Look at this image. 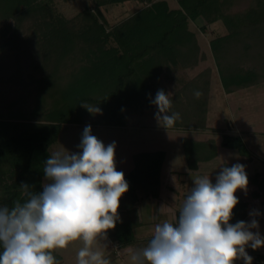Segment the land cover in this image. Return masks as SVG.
Returning <instances> with one entry per match:
<instances>
[{
	"label": "trees",
	"instance_id": "16d2710c",
	"mask_svg": "<svg viewBox=\"0 0 264 264\" xmlns=\"http://www.w3.org/2000/svg\"><path fill=\"white\" fill-rule=\"evenodd\" d=\"M125 2L146 6L112 31H107L100 24L99 16L104 18L101 8ZM232 2L177 0L179 8L171 9L166 0H98L95 6L97 14L88 9L84 16L86 26L74 32L69 31L68 21L55 13L53 0H0V21L16 18L14 34L19 42L8 46L5 35L11 26L1 29L0 90H5L6 98H0V173L16 175V183L12 187L14 193L8 201L10 206L13 201L24 199L21 183H28L34 190L42 191L45 180L43 164L50 155V148L58 142L63 125L124 128L129 116L144 115L147 110L153 109L150 100L154 99L161 84L177 80L178 68L196 66L200 50L195 33L189 29V21L203 19L207 25L223 21L228 29L227 35L210 42L220 81L227 93L257 85L263 73L260 75L248 64L238 67L240 63L233 56L238 54L242 63H246L251 56L252 46L247 43V37L252 38L253 28L264 24V0H259L257 9L229 14ZM31 21L36 27L46 25V46L55 54V63H58L50 70L47 65L41 64V60L37 62L26 52V49L33 48V42L20 34L24 22ZM81 48L86 50L84 65H80L71 81L57 86L61 84L56 78L61 61ZM232 49H235L233 56L230 53ZM224 53H229V57L223 59ZM194 90H199L201 95L196 97ZM202 91V84L196 82L180 92V96L184 93L188 95L186 104H181L177 95L170 97V111L179 112L181 118L168 129H206L207 101H204ZM31 99L33 107H36H32V111L29 107ZM82 104L98 105L101 111L91 113L87 110L86 115H95L94 120L79 118L86 112ZM40 110L43 112L39 113ZM70 113H73L72 116ZM235 140L241 141L226 135L222 145L228 146ZM204 146L197 143L193 146L195 149L185 146L184 150L187 156L190 148L197 154L209 152V147ZM215 153L212 146L209 155L212 157ZM135 158V172L140 168L150 176L144 184L142 182L143 191L157 198L165 153L149 152ZM148 169H152L150 173ZM262 180L257 185L264 195V176ZM239 201L232 223L246 219L248 204ZM138 204L125 206L120 203L124 211L119 213L121 220L108 233L119 248H129L137 243ZM54 255L59 264L61 257L56 252ZM262 259L264 256H259L257 264Z\"/></svg>",
	"mask_w": 264,
	"mask_h": 264
},
{
	"label": "clouds",
	"instance_id": "9594fccd",
	"mask_svg": "<svg viewBox=\"0 0 264 264\" xmlns=\"http://www.w3.org/2000/svg\"><path fill=\"white\" fill-rule=\"evenodd\" d=\"M171 95L159 89L150 100L166 128L181 118L170 111ZM82 105L91 113L101 111L98 105ZM78 147V152L50 153L43 164L47 182L42 191L21 183L23 201L0 203V264H58L55 250L74 241L82 242L77 264H110L94 244L121 220L120 202L129 183L117 169L115 141L106 145L86 125ZM220 169L215 182L212 175L193 179L178 221L155 225L147 246L132 254L136 264H253L247 249L264 248L255 218L259 213L250 221L231 222L240 202L237 192H246L249 184L246 167L237 162Z\"/></svg>",
	"mask_w": 264,
	"mask_h": 264
},
{
	"label": "rangeland",
	"instance_id": "374dc122",
	"mask_svg": "<svg viewBox=\"0 0 264 264\" xmlns=\"http://www.w3.org/2000/svg\"><path fill=\"white\" fill-rule=\"evenodd\" d=\"M53 1V6L55 7L56 11L55 13H59L61 16H63V18L66 19V21H68L69 31L79 32L82 30V28L86 26L84 16L85 12L88 9L92 10V12H95V14H97L95 6L98 0ZM166 1L169 3L171 9L179 8L177 0ZM258 4L259 0H233L232 7L229 10V14L245 13L249 10L257 9ZM145 6V4L138 2H125L118 5L109 4L101 8V11L104 14V18L99 16L100 24L103 25L107 31H112L117 25L133 16ZM16 21V18L3 22L0 21V31L1 29H3V27H7L6 25L11 26V29L5 35L7 45L10 47H12L15 43L19 44L18 37L14 34L16 28ZM26 22H24L23 28L21 29L22 34L20 35H22V37L25 35L30 42L32 41L33 48H28L26 49L27 51H24L28 52V55L31 54L32 56L29 57H34L37 62L38 60H41V64L47 65L50 70L52 68V65H58V63H55V54H53L46 46L47 42L46 39H44L46 25L36 27L33 25L32 21L28 23ZM189 29L195 33L198 40L200 50L199 61L196 66H192L186 69L184 66L183 68H178L177 80L172 81L170 83H165L166 85H168V91L172 94L170 97H174L176 95L179 96V101L181 102V104H186L188 98V95L186 93L180 96V92L182 89H184L185 86L190 87L192 83L196 82L202 84L203 99L205 102L207 101V131L197 130L195 134L191 133L189 135L194 136L195 139L199 137L200 140H206L207 142L210 141L209 145H214L215 147L217 143L218 145H222L223 138L226 134L232 135L233 137L239 135L241 138L239 144L243 142L246 148L249 147L248 149L251 151H255L256 154L255 161L253 163H248L247 158L244 159V157L241 156L242 154H240V152L238 151L239 148L233 146V148L228 147L226 149L228 153L225 156L223 155V152H221L219 162L215 160L217 162L211 163L213 165L208 164L204 166L203 164L205 163L202 161V163H200L201 169H215L218 170L217 172L219 173V163L222 166H224L225 163L232 165L237 162L243 163L244 159V164H246L245 167L248 176L253 175L255 172L254 170L258 169L259 171H262L264 169V24L257 25L256 28H253L254 31L252 32V38L247 37V43L252 46V51L251 56L247 58L246 63H242L243 60L241 61L240 56L238 54L234 56L232 55L233 53H235V49H232L230 52L233 57H236V60L238 61L237 63H240L238 64V67L248 64L250 68L257 69L260 75H262L263 73L262 76H259L261 81L255 86H249L239 90L237 89L238 92L235 90L231 94H226L225 90L222 87L216 61L210 49V42L213 39L228 34V29L225 27L224 22L218 21L214 24L207 25L203 19H198L197 21H189ZM11 39H13L12 42ZM41 45L42 47L44 45L45 46L43 48H40ZM110 46H114V44H111ZM241 46H239L238 48H243ZM85 54L86 50H82V48L80 50L77 49L70 56L65 57V59L61 61L62 63L59 65V70L56 74V78L61 81V84H58L57 86H62V82L65 84L67 81H71L73 74L78 71L80 65H84ZM226 57H229V53L223 54L222 58L224 59ZM231 62L233 63L235 62V60H231ZM237 63L235 64L237 65ZM165 84H161L160 89H163L166 92L167 90ZM0 98H6L5 90H0ZM32 100L33 99H31V105L29 106L31 108V111L32 107L34 106V103L32 104ZM93 105L95 106V104ZM74 106L76 107V105ZM153 109V111L155 112H153L151 109L147 110L145 112V115L137 114L129 116L127 118L126 126L133 125L134 128H144L142 131H139L137 129L131 131V129L128 127L122 128L91 125L93 134L98 139L102 140L106 145L113 141L116 142V163L119 167L124 166L121 167L122 169L126 168V170H130L133 167L132 165H134V160L136 161L137 159L133 157V162L131 160V162L129 163L130 160H127V158L125 160V154L131 156L132 159V155L130 154H133L134 152L138 153L137 149L139 148H146L145 150H148V152H154L158 150V147L160 148V145H162L161 142H168L167 136L169 135V133L167 136H165V133H163L161 130H159L161 132L153 130L155 129V126L158 129L162 125L156 119L155 114L157 112V107L154 104ZM85 111V114L79 115V118H91V120H94L95 115L91 116V114L87 116V109ZM42 112L43 111L41 110L39 111V113ZM80 112L81 111H77V113ZM72 114L73 113H70L69 115L72 116ZM96 115L98 116V114ZM74 116L78 117L77 114H74ZM32 120L28 119V121ZM85 126V124L63 125L59 140L55 145L50 148V153L54 151H64L65 149L69 152L80 151L78 146L81 142V137ZM178 133L182 136V133ZM137 136H140L142 138H137ZM130 137L132 138L131 141L129 140ZM252 143L254 144V148L256 147V149L258 150H254L253 148H251ZM178 146L180 147L182 146V144ZM185 146L190 147V144H186ZM176 148L177 145L172 144V148L169 149L171 155H173V151ZM249 156L250 155H248V157ZM233 157H235L234 161L232 159ZM171 164L172 163H170V167ZM133 170V177L136 178L134 180L135 182L142 181L144 184V182H146L147 179L150 178V176L145 174V172L140 171V168L137 169L136 172L135 168H133ZM151 170L148 169L149 173ZM46 182L47 181L45 179L44 183ZM15 183L16 175L14 173H0V203L8 205L11 204L8 203V201L11 199L14 193L12 187H14ZM187 188L188 187L184 186L181 187V194H184L187 191ZM247 209V213H249V218L252 216L250 206ZM148 216H150V214ZM148 216L145 219V224L147 226L150 224V222H148L147 220L149 218ZM258 221L259 231L264 234V219ZM152 225L153 223L151 222V226ZM147 236L149 238L153 237V235L149 236L148 234L139 236L140 238L136 236V245L125 249L119 248L118 244L115 241L111 240L109 236L96 242L94 244V247H99L101 250L104 251L105 257L110 260V264H136V262L132 259V254L134 251L147 246L149 242V240L146 239ZM81 246L82 242L74 241L71 242L66 248L56 249L55 252L61 257V261L59 264H77L76 254ZM249 249L251 248L247 249L248 253ZM241 263H243V261H241Z\"/></svg>",
	"mask_w": 264,
	"mask_h": 264
},
{
	"label": "crops",
	"instance_id": "0c3cea01",
	"mask_svg": "<svg viewBox=\"0 0 264 264\" xmlns=\"http://www.w3.org/2000/svg\"><path fill=\"white\" fill-rule=\"evenodd\" d=\"M163 84H165V83H163ZM166 90H167L166 92H169L168 91L169 90L168 85H166ZM225 93L229 94L226 91H225ZM153 110L154 109H152V111ZM153 112H155V111H153ZM125 127L130 128L131 131H134V129L142 131L144 129V128H140V129L134 128L133 125H128ZM153 130H156V131L161 130L163 133H165V136H167L169 133V135L167 136L168 142H166V143L161 142L162 145H160V148L158 147V150H157L158 152H164L165 153V158H164V161H163L160 173H159V179H160L159 196L157 198L150 196L148 192L143 191L142 181L141 182H135L134 181L136 179L135 177H133V172H134L133 168H135V160H134V165H132L133 167L130 170H126V168L122 169L121 167H124V166H121V167L117 166L118 170L124 172L125 179L129 183V190L121 198L120 203H122V205H125V206H128L132 203H139V209H138L139 227L136 229V236L137 237L143 236L144 234L145 235L148 234L149 236L154 235L155 225L157 223H162L165 220L175 224L178 221L179 212H180V209L182 207L181 203H183L184 199L190 193L191 187L193 186V183H194L193 179L199 175H212L211 179L213 182H215V177L218 174V172H217L218 170H215V169L210 170L209 168H207V169L204 168L202 170L200 163H202V161H203L205 163L203 165L205 166L208 164L213 165V164H211L213 162H217V161L219 162L221 152H223V155L225 156L228 153L226 149L228 147H231L230 145L227 146V144H225L224 146L218 145V143H217V145L215 144L216 147L214 145H211V147H210V145H209L210 141L207 142L206 140H200L199 137L195 139L194 136L189 135L191 133L195 134L197 130L178 129V128L177 129L176 128L168 129V128L164 127L163 125H161V127H159L158 129L155 126V129H153ZM161 131H159V132H161ZM199 131H203V130H199ZM178 132L182 133V136ZM226 135H228V134H226ZM228 136L233 137L232 135H228ZM137 138H142V137L137 136ZM235 138L241 139L239 135L235 136ZM131 139L132 138L130 137L129 140L131 141ZM135 139H136V137H135ZM235 141H237V140H235ZM197 143H201V144L208 146L210 150H211L212 146H214V150H216L215 155H213L211 157V155H209L210 150H209V152L203 151L200 154L198 153L199 154L198 155L196 152L192 151L193 149L190 148L191 151H189L188 156H187V154L184 150V146L186 144H190V147H191ZM172 144L177 145V148L174 149L175 152L173 151V155H171L170 154L171 152H169V149L172 148ZM180 144H182V146L179 147L178 145H180ZM191 144H193V145H191ZM241 144L243 146V150L248 155H250L249 157H246L244 155H241V156H243L244 159L247 158L248 163H253L255 161V156H256L255 151L249 150L248 149L249 147L246 148L245 144H243V142ZM251 146H252L251 148H253L254 150H258V149H256V147L254 148L253 143ZM231 148H233V147H231ZM145 149L146 148H142V149L139 148V149H137L138 153L134 152L133 154H130V155H132V159H131V156H129L128 154L127 155L125 154V160L127 158V160H130L129 161V163H130L131 160L133 162V157L135 158V156H137V155H140L143 153H149L148 150H145ZM157 151H154V152H157ZM238 151L241 154V151L240 150H238ZM151 153H153V152H151ZM232 159L234 161L235 157H233ZM244 159H243V164L245 162ZM185 160H186V163H185ZM215 160H217V161H215ZM170 163H172L171 167H170ZM219 165H220V167L218 166V168H219V170H221L220 168L223 166L220 163H219ZM224 165L231 166V164H228V163H225ZM244 165H246V164H244ZM215 168H217V167H215ZM254 171L255 172L253 175L248 176L249 184L247 187V191L245 192L244 190H240L237 192V196L239 197V199L244 201V202H247L248 207L250 206V210H251V214H252V216L248 218L249 213H247L246 219L244 221H250V219L253 218V214H256V213H259L258 215H255V218L257 220L261 221L264 219V195L259 190V187L257 185V183L263 179L264 169L262 171H259L258 169L254 170ZM183 186L188 187V188L184 194H181L180 189ZM256 194H258V196ZM261 195H263V196H261ZM174 196H175V199H174ZM121 207L119 208V213L124 212L123 210H121ZM149 214H150V216H148ZM259 215H261V217ZM147 216L149 217L147 220H148V222H150V224L148 226L145 224V219L147 218ZM151 222L153 223L152 226H151ZM145 232H147V233H145ZM141 234H143V235H141ZM146 239L150 240L151 237L149 238L147 236ZM250 254L253 257V264H257L259 256H264V248H260L257 250L249 249V255ZM241 261H238L237 264H243V263H241ZM263 263H264V259L259 261V264H263Z\"/></svg>",
	"mask_w": 264,
	"mask_h": 264
},
{
	"label": "water",
	"instance_id": "95a60500",
	"mask_svg": "<svg viewBox=\"0 0 264 264\" xmlns=\"http://www.w3.org/2000/svg\"><path fill=\"white\" fill-rule=\"evenodd\" d=\"M230 146L232 147H236V148H239V150L241 151V154L244 155V156H247L248 157V154L243 150V146L242 144H239L238 141L236 142H231L230 143Z\"/></svg>",
	"mask_w": 264,
	"mask_h": 264
}]
</instances>
